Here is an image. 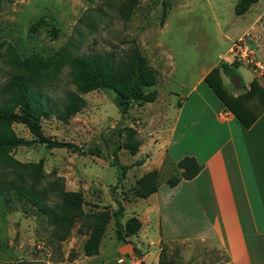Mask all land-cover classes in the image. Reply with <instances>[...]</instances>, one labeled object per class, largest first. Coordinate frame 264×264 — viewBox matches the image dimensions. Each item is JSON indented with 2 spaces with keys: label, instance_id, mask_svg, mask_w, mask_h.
<instances>
[{
  "label": "rangeland",
  "instance_id": "1",
  "mask_svg": "<svg viewBox=\"0 0 264 264\" xmlns=\"http://www.w3.org/2000/svg\"><path fill=\"white\" fill-rule=\"evenodd\" d=\"M163 2L166 16L162 23ZM237 3L238 0H1L0 92L13 74L28 69L46 76V94L51 104L60 109L64 95L75 90L68 65L63 60L52 61L62 47H72L75 55L109 54L118 60L136 45L158 78L153 88L157 91L155 103H136L124 116L114 103L115 93L98 89L82 95L86 106L67 121L54 116L41 120L45 136L85 151H97L100 157L80 156L66 148L48 149L38 143L15 147L10 156L22 163L43 160L45 182L59 180L66 190L81 192L86 216L114 211L117 205L111 191L117 184V170L111 165L112 154L118 144L125 142V132L120 136L119 128L132 129L140 146L151 142L159 121L149 125V118L163 111V100L170 105L165 108L171 122L178 112L177 103L183 102L185 109H204L209 116L219 101L204 83L199 84L201 75L218 62L230 60L228 49L232 42L249 31L255 11L264 9V0H259L238 16L234 11ZM248 33L254 43L261 36L252 30ZM256 45L257 42L255 48ZM259 59L264 63V57ZM235 70L245 84L250 71L242 65ZM227 81L233 87L230 77ZM11 128L19 137L33 140L23 125L13 123ZM118 158L121 164L133 165L145 155L139 157L122 147ZM171 161L165 160L161 180L179 174ZM143 170L138 165L131 167L115 189L116 198L126 202L124 198L130 197ZM87 224V220H78L71 235L59 242L51 237L52 226L46 217L30 204L13 197L0 200V264H76L84 260L83 245L90 232ZM109 240L116 242L112 221L106 226L100 246ZM109 251L113 255V248ZM69 254L75 258L72 262ZM166 254L177 264L221 261L220 252L197 243H174L167 247Z\"/></svg>",
  "mask_w": 264,
  "mask_h": 264
},
{
  "label": "crops",
  "instance_id": "2",
  "mask_svg": "<svg viewBox=\"0 0 264 264\" xmlns=\"http://www.w3.org/2000/svg\"><path fill=\"white\" fill-rule=\"evenodd\" d=\"M250 30L261 35L256 39V52L263 58L264 9L255 11L247 32ZM231 58L225 63L231 64ZM218 65L205 70L199 79V84L204 83L213 93L204 78ZM220 75L234 97L248 91L252 81L264 89V77L251 71L241 89L231 87L222 71ZM214 95L219 102L209 116L204 109H185L183 102L177 103L172 122L165 108L170 105L163 100V111L149 118V125L159 121L151 142L141 145L135 154L145 155L138 166L144 170L137 179L152 170L160 171L168 158L174 165L184 157H193L201 166L199 174L175 187L160 179L158 190L147 198L123 202L125 219L135 216L141 222L138 233L127 243L109 240L100 246L98 255L83 257L76 264H158L161 243L169 247L179 242L202 244L220 252V264H264V111L245 127ZM255 98L251 97L252 103ZM259 110L257 104L247 109L249 115ZM226 112L227 116L219 117Z\"/></svg>",
  "mask_w": 264,
  "mask_h": 264
},
{
  "label": "trees",
  "instance_id": "3",
  "mask_svg": "<svg viewBox=\"0 0 264 264\" xmlns=\"http://www.w3.org/2000/svg\"><path fill=\"white\" fill-rule=\"evenodd\" d=\"M257 2L258 0H238L234 10L235 14L243 15L251 5ZM165 16L166 3L163 2L162 23ZM71 48L62 47L52 58V61L63 60L68 65L71 83L75 86L74 91H69L64 95L60 109L51 104L50 97L46 94L45 87L49 86L46 76L40 77L28 69L13 74L1 88L0 200L9 201L13 197L19 202L30 204L38 214L46 217L52 226L51 237L59 242L65 241L71 235L78 220H87V230L90 229V232L83 245V257H92L98 255L100 243L110 221L113 222L114 235L118 242L127 243L128 238L137 234L141 228V222L135 216L124 219L123 201L115 196L117 185H121L131 167L142 164V161H138L133 165H124L118 158V152L122 147L129 150L131 154L138 152L140 143L134 139V131L129 128H119L120 136L125 132V142L118 144L112 154L111 165L117 170V184L112 188L111 196L117 208L111 212L104 210L89 216H86L84 212V198L81 192L66 190L59 180L45 182L43 160L36 163H22L12 158L9 152L15 147L38 143L48 149L66 148L75 151L80 156L100 157L97 151H85L75 144L45 136L41 120L54 116L57 120L67 121L86 106L82 95L98 89H108L115 93L114 103L124 116L133 107L135 101L140 106L156 100L157 91L153 88L158 78L136 45H133L118 60L109 54L75 55ZM237 66L235 62L231 64L222 62L219 67H214L209 71L204 81L222 100L227 109L245 127H250L264 111V89L256 81H252L248 91L234 97L222 84L220 71L231 77L237 74L235 70ZM243 87L241 82L239 89ZM254 96L256 97L254 102L256 100L260 110L249 115L247 109L249 110L251 105H256L251 102V97ZM13 123L23 125L33 140L16 135L11 128ZM174 166L179 174L166 179L165 183L169 187H175L181 180L195 178L201 170V166L193 157H184ZM159 185L160 171L152 170L136 180L130 197L124 199L129 201L136 198H147L158 190ZM161 245L158 264H177L166 254L167 245L162 243ZM133 250L135 253L138 252L135 247ZM68 259L72 262L75 258L69 254Z\"/></svg>",
  "mask_w": 264,
  "mask_h": 264
},
{
  "label": "built area",
  "instance_id": "4",
  "mask_svg": "<svg viewBox=\"0 0 264 264\" xmlns=\"http://www.w3.org/2000/svg\"><path fill=\"white\" fill-rule=\"evenodd\" d=\"M232 62L242 65L250 70L257 77H264V63L259 59L256 48L254 47V38L246 32L238 39L232 42L231 50ZM229 113H220L223 118Z\"/></svg>",
  "mask_w": 264,
  "mask_h": 264
},
{
  "label": "water",
  "instance_id": "5",
  "mask_svg": "<svg viewBox=\"0 0 264 264\" xmlns=\"http://www.w3.org/2000/svg\"><path fill=\"white\" fill-rule=\"evenodd\" d=\"M230 80L232 82V85L236 88V89H239L241 87V80H240V77L235 74V75H232L230 77ZM137 102L135 101L134 104H136ZM121 121H122V118H121ZM120 126H122V123L120 124Z\"/></svg>",
  "mask_w": 264,
  "mask_h": 264
}]
</instances>
